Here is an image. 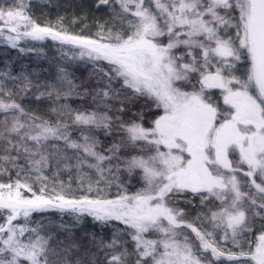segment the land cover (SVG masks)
Masks as SVG:
<instances>
[{"label": "snow or ice", "instance_id": "6c2138e0", "mask_svg": "<svg viewBox=\"0 0 264 264\" xmlns=\"http://www.w3.org/2000/svg\"><path fill=\"white\" fill-rule=\"evenodd\" d=\"M113 3L119 6V11H113L121 21L115 26L120 30L108 28L105 36L106 25L101 24L95 38L41 26L27 13L23 0L0 3V33L6 28L15 34L6 37L12 47L22 37L51 38L72 45L81 58L106 62L98 70L102 75L97 83L103 87L78 93L72 81H67L71 87L66 96L92 95L91 111L76 109L70 116L82 142L71 139L66 124L36 123V117L29 125L34 134L21 135L25 125L19 117H14L10 127L5 121L8 135L0 133L4 140L0 177L7 175V180L0 179V264H84L77 255L80 246L54 245L51 236L41 234L39 222L27 227L33 212L47 209L87 213L95 221L115 220L125 225L120 231L133 242L131 252L120 236L114 235L109 243H95L93 238L97 252L105 254V264H130L132 256L134 264H204L202 256L208 250L214 258L224 256L214 231H203L202 223L194 226L184 219L183 209L170 206L174 197L185 192L199 195L203 205L210 198L220 201L214 205L218 210L209 209L210 217L198 213L195 220L210 219L213 230L224 231L225 241L229 232L236 243L239 233L252 231L243 204L246 198L253 215L264 219V0H98L96 7ZM128 13L134 22L127 19ZM242 57L249 63L243 80L232 74L234 61ZM211 89L220 90L224 107L213 101ZM140 100L155 113L150 127L143 124L144 112L133 110ZM65 108L61 105L60 114ZM9 110L24 114L20 104L0 100V111ZM98 131L106 137L118 134L119 139L98 150ZM13 134L19 140L14 141ZM50 138L63 140L67 148L76 150L81 186L87 178V191L79 199L70 198L63 184L49 186L48 178L40 174L43 156L29 160L39 153L27 142L38 147ZM137 147L138 154L122 151ZM21 148L27 154L23 159L29 160L36 173L35 183L42 185L38 193L33 183L21 179L30 174L19 162ZM235 152L239 159L234 163L230 155ZM243 165H247L244 176L255 193L241 188L236 173ZM121 172L129 177L139 175L141 187L107 198L105 188L116 181L124 183ZM257 196L261 212L254 211ZM21 216L25 224L14 223ZM182 226L195 234L199 249L187 235L181 240L178 230ZM149 233L158 238L146 239ZM240 256L248 257L242 264H264V224ZM95 257L93 253L90 264H96ZM227 258L238 259L231 251Z\"/></svg>", "mask_w": 264, "mask_h": 264}, {"label": "trees", "instance_id": "16d2710c", "mask_svg": "<svg viewBox=\"0 0 264 264\" xmlns=\"http://www.w3.org/2000/svg\"><path fill=\"white\" fill-rule=\"evenodd\" d=\"M83 2V10L95 18L103 20L106 28L103 29V34L107 35V29L113 28L114 31H119V27H115L121 23L120 19L116 17V11H119V6L110 4L108 6H102L100 8L96 7L98 0H80ZM71 0H23V3L27 6L26 11L30 16H36L35 20L41 26H45L44 20H49L56 16L58 12L64 13L65 7L62 5L65 3H70ZM2 4H11L12 0H0ZM134 11V8H133ZM223 13V10H220ZM58 18V17H57ZM127 19H131L134 22V18L131 13L127 14ZM124 27H127V23H124ZM101 29L98 31L100 32ZM97 32V33H98ZM96 33V34H97ZM6 31L0 33V100L7 103H18L24 109V114H20L17 110H9L8 112L0 111V133H4L5 136L8 135L5 132V121L7 120V127L11 126L14 117H19L20 122L25 125L24 129L21 131V135L25 132L34 131L29 125L32 124L33 119L38 117L36 123L41 121H48L52 125H57L58 123L63 125H68L66 131L69 133L71 139L80 141V133L77 130L78 126L74 125L70 119V116L74 113L76 109L92 110L93 100L92 95H87L81 98L80 96L71 95L66 96L65 93L69 92L71 85L67 81L71 80L72 85H75V91L78 93H83L86 88L92 89L94 87H103V83L98 85L100 80L99 69L101 67H106L105 61H93L87 56L81 58L79 55V50L72 45H64L59 41H53L51 38H45L44 40H32L27 38L20 39L15 47L5 39ZM96 34L92 36L96 37ZM166 39V38H165ZM236 64V69L249 65L246 57H242L240 61H234ZM63 69V71H61ZM240 77L238 74H236ZM113 86L115 88H120V83L113 81ZM57 92H59V99H57ZM51 93V95H49ZM209 95L212 97L214 102H218L221 105V92L216 90H209ZM61 105H67V108L63 110L60 114L59 110ZM144 101H138L134 106V111H143L144 120L143 124L145 127L151 126V121L155 119V113L149 111L147 107H143ZM102 107V106H101ZM57 109V111H53ZM69 109L73 110L69 112ZM63 130V129H62ZM98 139L101 145L98 150H102L110 146L113 140H118V134L113 136H105L102 131L97 132ZM13 140H19V137L12 136ZM4 140L0 138V144H3ZM29 146H33L34 150L39 154L36 156H30L29 160H36L43 156L45 159L41 163V173L48 178L49 186L53 184L59 187L61 184L65 186V192L69 194L70 198L79 199L82 193L87 191V178H85V183L83 186L80 185V172L76 168L75 153L76 150L67 148L63 140H56L50 138L47 141H42L40 146H34V142L28 141ZM122 151H128L132 154H138L137 149H123ZM4 153L0 151V155ZM83 153H81L82 155ZM12 155H16L15 152ZM27 155L23 153L21 148V160L20 164L24 165L26 170L29 164V160L23 159V156ZM66 157H71V159H66ZM230 159L235 163L239 159L238 152L232 153ZM247 165H243L236 175L241 181V188L243 191L255 193V189L251 187L250 180L244 176L246 172ZM84 171H88L85 167ZM11 175L15 178V172L13 171ZM35 171L32 170L29 175H24L21 179L33 183L34 190H39L42 185L35 183ZM121 180L116 181L112 184L110 188H105V195L107 198H115L116 194L125 189L129 194L135 192L141 187V182L139 175L129 177L126 172H121ZM2 180H7V175L0 177ZM257 182L260 180L257 178ZM101 187H104L101 184ZM93 198L95 194L93 193ZM191 201L190 203L188 201ZM260 200L257 196V207L254 209L256 212H261L258 205ZM220 201L215 200V198H210L206 205L201 204L200 196L194 195L191 192H185L182 195L174 197L170 203V206H174L177 209H183L186 213L184 219L193 222L194 226L197 223H202V225L209 231L215 232V238L219 241L220 245L226 248L224 256L220 258H214L210 250L203 253L202 258L204 259V264H242L246 261L248 257L239 256L235 252H238L241 247H246L249 245L250 238H254V234L258 235L262 224H264V219L260 215H253V210L250 208V201L246 198L243 202L244 208L247 209V214L249 216V225L252 229L251 232L243 231L238 234L236 243L233 242L231 238V233L229 232V239L224 240V231L222 229L213 230L212 223L210 219H204L201 221H196L195 217L198 213L202 216L210 217L211 210H218L214 205H219ZM56 209H47L41 212H33L28 218L29 228L36 227L37 222L43 226L42 235H49L53 239V244L60 245V247H70L75 244L80 246L77 252L79 258L84 261V264H90L92 260V254L96 253V264H105V254L100 251L97 252L96 248L93 246V238L95 243L103 241L104 243H109L112 241L113 236H120L122 241H127V247L129 252L132 251L134 244L130 237L122 233L120 230L124 229L126 226L120 221H108L100 222L95 221L87 213H79V221L77 224L70 228L63 227L55 218L59 214H63ZM6 216V213L4 214ZM22 218L19 217L18 220ZM54 219V220H53ZM17 220V221H18ZM3 220L0 219V223ZM182 233L180 237L183 239L184 235L190 237L194 242L197 249H199V241L192 233L191 229L186 227H181L179 229ZM146 239H157L158 235L149 233L145 234ZM239 245V246H237ZM75 251V250H74ZM202 251V250H201ZM229 251H231L238 259L228 260L227 256ZM198 254H200L198 252ZM135 257L132 256L130 259V264H134Z\"/></svg>", "mask_w": 264, "mask_h": 264}, {"label": "rangeland", "instance_id": "374dc122", "mask_svg": "<svg viewBox=\"0 0 264 264\" xmlns=\"http://www.w3.org/2000/svg\"><path fill=\"white\" fill-rule=\"evenodd\" d=\"M65 4L66 5H64V6L62 5V8L65 7V9L63 10L64 13L62 14V13L58 12V13H56L57 15L54 17L49 15L50 19L44 20L45 26L51 25V26H54L56 29L63 28L69 34H83L85 36L92 37L100 30L99 25L105 24L103 22V20H101L99 18H95L94 16L87 14L82 8V6H84L82 1L71 0L70 3H65ZM31 17H32V19L36 18V16H31ZM21 30L23 31V29H21ZM4 31L7 32L6 37L8 35H15L14 33H9L6 28L4 29ZM228 31L232 35H235L234 29L229 28ZM221 32H223V29H221ZM22 38H26V37H22ZM22 38H20V39H22ZM5 39L8 41L7 38H5ZM27 39H30V38H27ZM19 40H17L16 43ZM165 42H166V39H165ZM248 68H249V65L242 66L238 69H235L232 74L235 76H237L236 74H238L240 76L239 78H241L242 80L246 79ZM212 90L215 91V94H216V90L220 91L219 89H212ZM221 105H222V107H224L223 99L221 100ZM36 160H40V158H37ZM27 170L29 172H31L34 169H32L31 166L28 165ZM35 191L37 193L39 192V190H36V189H35ZM25 195L30 197L31 193H25ZM77 215L79 216V213H72L70 211H65V213L59 214L55 218V220H57L63 227L70 228V227H72L78 223L79 220H78ZM14 223H16L18 225H23V224H25V218L22 216V218L20 220L15 221ZM196 225L200 226L201 223H197ZM27 227H29L28 224H27ZM202 230L203 231H209L203 225H202ZM218 247H219V249L226 251V248L221 246L220 243L218 244ZM242 250L246 252L248 250V248L241 247V249H239V251L235 252V253L240 256V252Z\"/></svg>", "mask_w": 264, "mask_h": 264}]
</instances>
